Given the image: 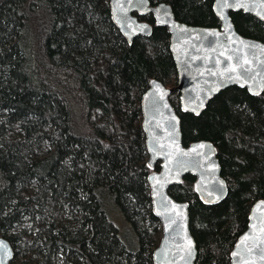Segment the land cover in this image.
<instances>
[{"label":"trees","instance_id":"trees-1","mask_svg":"<svg viewBox=\"0 0 264 264\" xmlns=\"http://www.w3.org/2000/svg\"><path fill=\"white\" fill-rule=\"evenodd\" d=\"M178 22L218 27L213 0H148ZM235 31L264 43V23L229 12ZM148 37L126 44L108 0H0V236L12 262L153 264L160 236L151 214L139 98L150 80L176 84L169 34L150 14ZM184 146L215 149L225 197L202 203L184 175L168 195L188 204L193 264H228L250 205L264 200V90L219 91L197 115L178 111ZM134 232L135 251L106 218L100 193Z\"/></svg>","mask_w":264,"mask_h":264},{"label":"water","instance_id":"water-1","mask_svg":"<svg viewBox=\"0 0 264 264\" xmlns=\"http://www.w3.org/2000/svg\"><path fill=\"white\" fill-rule=\"evenodd\" d=\"M108 8L110 21L126 44L136 36L150 35V25L138 16L150 14L155 25L169 34L176 84L164 87L152 79L139 98L145 164L149 169L156 162L159 166L146 176L150 211L160 228L150 258L153 264H193L196 250L188 226V204L172 199L167 189L188 174L194 178L198 199L215 204L225 197L226 185L209 142L182 144L180 118L168 96L177 92L178 111L197 116L226 87L245 88L249 95H259L264 90V43L239 35L229 12L249 14L264 23V0H213L211 9L218 27L178 22L164 2L151 5L148 0H108ZM0 244L6 246H0V264H29L12 262V248L1 236ZM228 256V264H264L263 199L250 205L246 228Z\"/></svg>","mask_w":264,"mask_h":264},{"label":"rangeland","instance_id":"rangeland-1","mask_svg":"<svg viewBox=\"0 0 264 264\" xmlns=\"http://www.w3.org/2000/svg\"><path fill=\"white\" fill-rule=\"evenodd\" d=\"M100 202L106 218L116 227L124 247L129 251H135L137 249L136 236L127 222L123 219L118 208L114 205L112 197L102 191V193H100Z\"/></svg>","mask_w":264,"mask_h":264},{"label":"snow or ice","instance_id":"snow-or-ice-1","mask_svg":"<svg viewBox=\"0 0 264 264\" xmlns=\"http://www.w3.org/2000/svg\"><path fill=\"white\" fill-rule=\"evenodd\" d=\"M232 71H235V69H232ZM0 246H3L2 244H0ZM3 247H6V246H3Z\"/></svg>","mask_w":264,"mask_h":264}]
</instances>
